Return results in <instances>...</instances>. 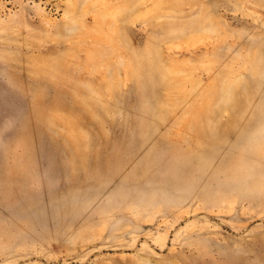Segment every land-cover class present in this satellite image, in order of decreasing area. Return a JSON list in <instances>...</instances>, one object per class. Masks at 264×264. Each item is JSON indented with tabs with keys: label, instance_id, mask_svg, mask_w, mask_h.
I'll return each instance as SVG.
<instances>
[{
	"label": "rangeland",
	"instance_id": "obj_1",
	"mask_svg": "<svg viewBox=\"0 0 264 264\" xmlns=\"http://www.w3.org/2000/svg\"><path fill=\"white\" fill-rule=\"evenodd\" d=\"M34 158L103 216L0 264H264V0H0V181Z\"/></svg>",
	"mask_w": 264,
	"mask_h": 264
},
{
	"label": "bare ground",
	"instance_id": "obj_2",
	"mask_svg": "<svg viewBox=\"0 0 264 264\" xmlns=\"http://www.w3.org/2000/svg\"><path fill=\"white\" fill-rule=\"evenodd\" d=\"M29 127L33 129V121ZM31 136V143L35 141ZM223 147H228V143L224 142ZM14 173H19L23 177V183L28 187V191H24L19 183L12 179ZM226 178L232 182L237 180L240 185L259 184L257 179L246 180L243 174L239 173V166L235 163L228 164L223 173ZM109 176V172L103 176H98L96 184L102 185L104 179ZM88 183V177L84 176L73 186L82 187ZM52 186V180H48V176L37 162V158L29 161V165L24 167L9 164L5 171L3 179L0 181V247L13 241H20L27 237L35 240L38 236L43 237V241L60 240L64 236L63 233L74 232L68 227L62 225L64 221L71 224L83 223L86 219L92 224L102 219V214L96 212L95 208H102L101 201L91 199V191L85 190L84 197L80 198L79 193H75L68 188H60L55 190ZM76 187V188H79ZM35 190H44V193L38 198ZM28 192V193H27ZM28 204L29 209L18 208L16 202ZM30 219L33 220L37 227L43 228L37 230L34 226L22 224L17 220ZM90 224L78 225L77 232L87 229ZM52 228L54 231L65 229L63 232L54 233L47 229ZM50 229V230H52Z\"/></svg>",
	"mask_w": 264,
	"mask_h": 264
}]
</instances>
